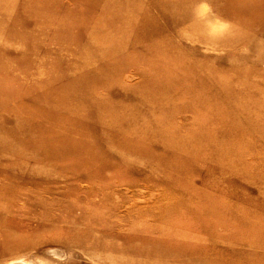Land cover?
<instances>
[{
	"label": "rangeland",
	"instance_id": "374dc122",
	"mask_svg": "<svg viewBox=\"0 0 264 264\" xmlns=\"http://www.w3.org/2000/svg\"><path fill=\"white\" fill-rule=\"evenodd\" d=\"M0 264H264V0H0Z\"/></svg>",
	"mask_w": 264,
	"mask_h": 264
}]
</instances>
